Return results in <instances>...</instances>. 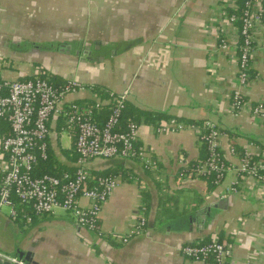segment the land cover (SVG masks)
Segmentation results:
<instances>
[{
  "label": "crops",
  "instance_id": "obj_1",
  "mask_svg": "<svg viewBox=\"0 0 264 264\" xmlns=\"http://www.w3.org/2000/svg\"><path fill=\"white\" fill-rule=\"evenodd\" d=\"M237 7V0H0V78L56 74L92 87L66 103L109 105L111 99L93 90L97 86L114 96L127 93L136 112L167 117L139 118L141 144L157 171L133 159L87 164L91 172L116 169L119 179L100 215L102 234L82 229L62 210L32 222L3 213L0 253H30L26 264H208L187 259L182 248L218 240L233 249L228 264H264V184L238 172L246 152L264 154V115L252 111L264 104V0L255 7V51L243 89L249 104L236 113L230 97L237 87L239 30L226 15ZM65 39L84 42L79 45L90 57L96 56L93 45L97 61L89 57L70 70L52 69L45 56L60 53L61 46L69 56L73 47L60 43ZM169 121L186 128L161 131ZM207 121L222 131L220 153L230 166L215 186L179 175L205 156L198 131ZM49 124L47 169L74 173L72 130L60 114ZM10 129L0 121V178L8 167L2 143ZM141 216L147 219L143 232L123 243Z\"/></svg>",
  "mask_w": 264,
  "mask_h": 264
},
{
  "label": "built area",
  "instance_id": "obj_2",
  "mask_svg": "<svg viewBox=\"0 0 264 264\" xmlns=\"http://www.w3.org/2000/svg\"><path fill=\"white\" fill-rule=\"evenodd\" d=\"M256 3L249 0L244 14L242 28L239 30L237 51L238 74L237 87L230 97V105L238 112L249 103L243 89L250 80L249 69L255 51ZM233 24L237 18L226 15ZM223 48L227 43L222 40ZM30 80H10L0 78V120L9 122L12 135L5 138L2 150L8 158V167L0 178V215L8 210L14 220L22 217L32 222L33 217L54 214L62 210L71 215L79 227L87 231L102 234L100 215L104 205L119 185L118 177H93L87 164L102 159H133L141 162L148 171H157L158 165L149 156L147 149L140 141V125L129 122L125 130H121V118L126 108L127 93L117 96L111 101L110 114L101 125L96 121L93 107L77 102L66 103L71 95L92 91L77 80H68L60 86L52 84L48 79L37 77ZM104 105L97 103V107ZM255 115H264V104L252 108ZM62 115L75 136V155L77 167L74 173L66 172L61 176L44 174L35 176V168L41 160L49 157L48 140L51 135L50 120L56 115ZM192 130H199L196 125ZM186 125L169 121L161 131L182 130ZM204 131H198L201 139L207 144L209 157L200 161L197 173L214 175L215 185L224 179L230 166L221 161L220 149L222 131L217 124L207 121ZM234 153V150H232ZM240 171V172H239ZM239 175L253 177L258 183L264 184V154L254 157L250 153L242 157V167ZM95 181V183H91ZM92 184H94L92 186ZM238 184V182H237ZM236 191V188H232ZM30 207L33 216H21L14 199ZM87 204H83V201ZM147 225V219L141 216L136 223L132 235L124 237L123 243L129 237L140 235ZM233 249L226 243L213 240L210 243L199 242L182 248V255L195 262L208 264H228ZM0 259L12 264H26L18 258L0 253Z\"/></svg>",
  "mask_w": 264,
  "mask_h": 264
},
{
  "label": "trees",
  "instance_id": "obj_3",
  "mask_svg": "<svg viewBox=\"0 0 264 264\" xmlns=\"http://www.w3.org/2000/svg\"><path fill=\"white\" fill-rule=\"evenodd\" d=\"M249 0H237V8L236 9H228V15L229 16H235L237 18L236 22L234 23L236 27H238V30H240V28H242V24H243V18H244V14L245 11L247 9V3ZM238 55L241 54V50L239 49L237 51ZM252 62V61H251ZM249 74L251 75V69H249ZM37 77L40 78H44V79H48L52 84L56 85V86H60L63 85L64 83H66L68 80L62 78L59 75L56 74H49V73H40L37 75ZM34 76H30V77H25L22 78L20 80H30V79H34ZM93 90L95 91V93L101 97L102 100L104 99H111V101H113L117 96L112 95L110 92L106 91L105 89L101 88V87H97L94 86ZM90 106L93 107L94 111H95V118L96 121L99 124H103L106 119L108 118L109 114H110V106L111 103L109 105H101L100 107H97V103L96 102H91ZM140 117H144L146 120H153L154 122L157 121H164L167 120V117H161L160 115H154V113H150V112H145V111H139L136 112L132 109H130L128 107V102H126V108L124 109L123 113H122V118H121V130H125L127 124L131 121L140 124L139 123V118ZM3 121V120H0ZM7 122V121H4ZM202 123H200L199 125H201ZM11 127V126H10ZM10 132L7 137L8 138L12 135V129H10ZM205 131L202 132V134H204ZM200 141L203 145V150L205 153V156L200 160V161H206V159L209 157V151H208V147L207 144L201 139L200 136ZM49 152V157L47 160H41L39 161V163L37 164L36 168H35V176H42L44 174H51V175H55V176H61L62 174L60 173H55V172H51L49 169H47L50 161H51V153L50 150H48ZM220 158L221 161H223L224 163L227 164V162L225 161V159L222 157L221 153H220ZM193 162L191 163L186 169H182L179 172L180 177L184 176L186 177L188 174H192L194 177H202L205 178L207 180H209L211 182L212 185L215 186L214 180L215 177L214 175H209V174H203L200 175L197 173V166L199 164V162ZM229 165V164H227ZM93 177L97 178L99 176H111V177H117V170H106L104 172H92ZM91 183H95V181L91 182ZM94 184H92L93 186ZM18 212L20 214V218L21 216H25V215H30L33 216V212L31 210L30 207L26 206L25 204H22L21 201L17 198L14 199ZM211 241H207L205 243H210ZM222 242V241H219Z\"/></svg>",
  "mask_w": 264,
  "mask_h": 264
},
{
  "label": "rangeland",
  "instance_id": "obj_4",
  "mask_svg": "<svg viewBox=\"0 0 264 264\" xmlns=\"http://www.w3.org/2000/svg\"><path fill=\"white\" fill-rule=\"evenodd\" d=\"M91 42L95 43L93 41H91ZM60 43L62 45H65L66 43H67V45H72L73 49L71 51V54L69 56L68 55L66 56V55H63L66 53V49H65V47L61 46V48H60L61 52L60 53H55V55L45 56V57H47V60H48L47 62L49 63V64L48 63H46V64H48L52 69L56 68V70H58V69L63 70V69L69 68V70H70L72 68L71 66L74 65V64H72L73 62L85 61V60H87V58L90 57V55L87 56V53L84 50V48L79 45L80 43H83V45H84L85 44L84 42L79 43L78 41H71V40L69 41V40L65 39V40H62ZM44 45H47V44H44ZM91 51L96 56H92L90 58L97 61L98 55H97V52L95 51V48L93 45H92ZM39 55H41V54H39ZM58 58L62 59L61 62L56 61ZM69 59H71V60H69ZM69 64H70V66H69ZM94 68L98 69L96 67H94ZM98 70H100V69H98ZM4 213L9 215L8 210H5Z\"/></svg>",
  "mask_w": 264,
  "mask_h": 264
},
{
  "label": "water",
  "instance_id": "obj_5",
  "mask_svg": "<svg viewBox=\"0 0 264 264\" xmlns=\"http://www.w3.org/2000/svg\"><path fill=\"white\" fill-rule=\"evenodd\" d=\"M68 49H69V51H67V52L70 53V47H68ZM18 255H19V257H18L19 260L31 261L30 253H23V252L19 251ZM0 264H12V263L8 262V261L0 260Z\"/></svg>",
  "mask_w": 264,
  "mask_h": 264
}]
</instances>
